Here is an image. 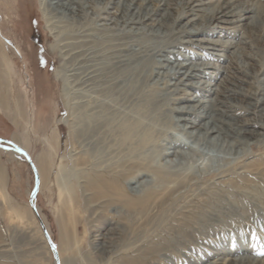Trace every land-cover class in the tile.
Wrapping results in <instances>:
<instances>
[{"label":"rangeland","instance_id":"1","mask_svg":"<svg viewBox=\"0 0 264 264\" xmlns=\"http://www.w3.org/2000/svg\"><path fill=\"white\" fill-rule=\"evenodd\" d=\"M91 1L84 0L83 5H74L73 11L65 16L69 22L54 24L55 35L64 32L57 39L60 51L54 53L50 50L54 35L42 21L39 0H0V51L6 55L10 68L4 84L11 101L18 104L22 113L18 118L12 110V115L8 116L0 108V139L5 141L0 143V165L5 172V196L0 191V264H228L239 258L264 261L263 142L241 145L231 152L219 151L202 146L181 131H173L171 140L164 137L159 143L173 153L185 154L188 161L182 163L192 166L198 176L183 189L175 190V194L164 196L165 189L172 186L163 188L156 182L168 178H160L153 167L138 166L140 160L121 169H118L120 164L106 168L105 127L100 129V144L91 148L87 139L80 138V135L78 142H73L69 138V125L65 122L71 119L80 131L82 123L98 120L105 125V63L113 65L118 60L135 59V56L122 49V54L113 58L106 57L104 51L97 58L86 59L83 51L92 50L96 41L107 44L111 36H116L118 41L111 43L113 47L115 44L121 47L134 44L153 48L154 63L144 57L132 60L130 67L159 64L154 69L150 85L160 102L170 100L172 107L192 104L188 101L181 103L179 98L183 94L171 84H212L217 87V92L230 96L233 105L225 108L214 103V109H224L235 120L236 128L264 133L259 128V124L264 122L261 118L264 105L248 111L245 107L254 100L229 90L242 89L247 94H258L259 87L264 86V74L256 75L264 71V41L242 44V37L249 36L246 27L235 31L231 24H218L219 28L210 27L209 32L198 39L232 41L235 48L222 50L212 43H202V47L216 48L202 50L182 43L189 39L185 35L178 39L179 36L168 31L172 18L163 20L166 27L164 31L160 30L162 33L152 35L155 31L139 32L132 28L143 29L148 25L149 29L157 24L155 21L135 25L130 23L133 11H122L116 4L105 10L109 0ZM247 1L264 6V0ZM170 11L173 17L177 14ZM196 17H183L182 24ZM155 18L161 19V15ZM71 31H76V34L64 35ZM122 35L131 39L120 40ZM169 43L173 44L168 46ZM236 48L254 58L244 57L243 60L251 77L237 69L232 57ZM182 65L185 69L177 79L165 78L170 68ZM208 65L221 67L224 72L209 68L201 77L186 80L192 68ZM61 68L66 72L70 89L67 95L55 76L56 70ZM125 68L127 65L122 69ZM183 88L198 96L199 101L208 100V93L201 89ZM263 94L259 98L264 99ZM69 103L73 104V110H69ZM83 105L91 107L86 117L82 115L86 110ZM122 112L121 109L110 114L120 115ZM246 121L254 125H244ZM159 138L160 135L156 140ZM226 141L230 144L235 142L230 137ZM8 142L24 149L37 169L40 189L33 207L30 197L35 187V173L25 156L18 154ZM100 151L104 154H99ZM40 155L49 162L46 175L41 173ZM165 156V163L176 161L168 154ZM227 161L236 162L238 168L228 165ZM109 171L119 173L120 178L106 186L103 182L110 178ZM145 185L151 187L145 191ZM231 191L252 202L241 217L237 211L236 219L231 218L227 211L222 215L221 209L218 210V201L231 198ZM160 195L164 200L160 201ZM128 199L136 201V204L146 203L143 209L146 214L157 205L155 221L150 223L147 218L145 229L140 228L139 236L130 244L123 232L134 231L133 217L138 210L129 204ZM11 202L25 211L23 220L9 209ZM201 216L205 218L201 220ZM113 229L121 234L113 236L119 248L113 250L112 257L105 258L94 250L93 241L96 236Z\"/></svg>","mask_w":264,"mask_h":264},{"label":"bare ground","instance_id":"2","mask_svg":"<svg viewBox=\"0 0 264 264\" xmlns=\"http://www.w3.org/2000/svg\"><path fill=\"white\" fill-rule=\"evenodd\" d=\"M83 1L84 0H63L61 2L58 0H39L40 11L42 13V21H44L46 28L51 29V34L54 35V42L50 47V50L52 52L56 53L60 51L57 39H59V36L64 33H59V36L55 35L53 33L54 24H57L59 22L61 24L63 22H69L70 20L65 16L68 15L67 13L69 11H73L74 5H83ZM124 1H126L127 4L124 5ZM200 1L203 0H109L107 5L108 8L105 10L111 9L112 5L116 4L122 11L134 12V16H132V18L130 19V23L132 24L146 25L147 21H155L157 24L151 26V28L149 29L147 27L148 25H146V27H143V29L132 28V30H138L139 32L155 31V33L152 35L162 33L160 32V30L164 31L163 28L166 27L164 26L165 24L163 20L172 18V23L170 24V21L169 26H167L168 31L170 30L169 32L179 36L178 39L182 38L185 35L189 39L186 41H182V43H187L192 46L199 47L202 50H216V48L213 49L210 47H202V43H212L214 46H218L222 50H225L227 48H235L233 45L234 42L232 41H209L198 39L199 36H202L203 34L209 32L208 30L210 29V27L219 28L218 24H231L234 26L233 29L235 31L246 27V29L249 30V36L242 37V44H249V42L253 41H264L263 5H257L255 3L252 4L247 0H224L222 2L211 0L210 2L198 3ZM91 2H93V0ZM84 9L85 8H83L82 10ZM170 10L176 11L177 14L173 17L171 14L172 11ZM160 11L162 12V14H159ZM157 15H161V19L155 18V16ZM189 15H196L197 17L190 19L185 24H182L184 21L183 17L187 18ZM176 27L180 28L176 30ZM74 34H76V31H71L67 34L65 33L64 35L67 37ZM120 37V40L131 39L129 38L130 36L127 35H122ZM117 41L118 40H116V36H111L107 44L103 42L99 43L98 41H96L94 43L95 47L92 50L90 48L91 51L89 49L87 52L83 51V56L86 59H92L91 57L93 56V58H97V56L103 54L104 51L105 56L107 55L106 57L113 58L114 56H120L122 54V49H127L128 53L132 54V57L135 56V59L129 58L123 59L121 61L118 60L116 61L118 63L113 65L108 62L105 63V125L98 120H95L92 123L88 122L87 124L82 123L83 128L80 131L78 130V128H76L75 123H73L71 119L65 121L66 123H68L70 129L69 138L73 142H78L79 139H77V137L78 135H80V138H83L85 140L87 139L88 147L91 148H94L100 144V129L105 127L106 168H112L115 164H120L121 167H119L118 169H121L130 162H137L138 160H140L137 162L138 166L153 167L155 173L160 178L161 176H166L168 178L167 180L157 181L156 183L163 188L166 185H171L172 188L165 189L162 195H172L177 191L183 189L188 183L196 180L195 178H197L198 176L197 171H194L192 166H188L182 163V161H188V158L185 154L173 153L172 151H170V149L159 143L160 140L164 137L167 140H171L173 131H181L184 136L195 142H198L199 144H202V146L204 145L207 147H211L219 151L229 150L231 152L236 150V148L241 145L249 146L250 143L251 145L259 142L264 143V133L257 132L253 129H246L243 131L240 129V127L236 128L235 120H233L231 116L229 117L224 109H221L220 107H218L217 109L213 108L214 103L222 104V107L225 108H231L233 107V105L231 104L232 98H230V96H223L220 92H217V87L212 84H199L193 82H180L179 84L170 83L177 92L180 91L183 94L179 98V100L181 99V103H187L188 101L192 104L172 107L170 100L164 103L160 102L158 95L152 91L150 85L151 78L152 76H154V69L159 64H149L137 68L130 67L132 60H136L138 58L144 59L145 57L147 60L151 59V63H154L153 60L155 59V57L152 55L153 48L140 45L134 46L132 42L130 43L133 45L127 44V46L129 47H121L118 44H115L113 47L111 43ZM171 44L173 43H169L168 46ZM84 47L85 46H83V48ZM89 51L90 53H88ZM216 56L224 57L222 55ZM232 57L236 61L237 69L245 75L251 77V74L247 71V65H243V60L245 59L244 57L251 60H254V58L249 55H245L242 52L241 48H236ZM8 63L9 62L6 55L3 54L2 51H0V108L5 110L8 116H10L13 110L16 117L19 118L22 115L21 110L17 103H13L11 101L8 90L6 89L7 86L4 84V79L8 76L10 71ZM88 64H90V62ZM126 65L128 68L122 69ZM208 66H202L201 68H192L190 74H187L186 80L201 77V74H203L205 70L209 68L215 69L216 72H224L221 67L215 68L212 65ZM184 69L185 68L183 65L176 68L172 67L170 68V71L165 74V78L173 77L174 79H177L182 74V71ZM109 71L111 72L108 73ZM263 74L264 71H262V73L258 72V74L256 75L261 76ZM55 76L63 84V92L67 95L68 91L70 92V89L65 78L66 72H64L63 68L57 69ZM244 81L247 83V80ZM231 85L235 88H238V86L235 84ZM183 87H194L196 89L198 88L202 91H205L206 93H208V100L203 99L199 101L198 96H195L194 93L188 92V90L184 89ZM259 89L260 90L258 91V94L252 92H249L247 94L244 93V90L242 89L229 90L252 98L254 102L252 104H248L249 106L245 107L248 111H250L254 108L264 105V99L259 98V96L264 93V86L259 87ZM220 96L223 97L221 98ZM209 97H212V99ZM72 105V103L68 104L69 110L74 109ZM92 105L94 106V103H92ZM83 106V108H85L86 110L82 115L86 117L87 112H90L89 109L91 107L85 105ZM121 109L124 113L122 112L120 115L110 114V112L112 111L118 112ZM99 116L101 115L99 114ZM88 117L91 118L90 116ZM261 118L263 119L262 121H264V115ZM249 123L250 122L246 121L244 122V125H248ZM251 125H254V123H252ZM259 125V128L264 130V122H261V124ZM158 135H160V138L156 140ZM227 137L232 138L233 140H235V142L230 144L226 141ZM15 141L18 142L17 139H15ZM95 152L97 153V151ZM99 154L104 153L100 151ZM165 154H168V157H174L176 161L165 163L167 159V156H165ZM39 157L41 173L42 175H46L49 170V162L44 155H40ZM227 163L228 165L233 164L235 168H238V166L236 167V162L233 163L227 161ZM109 172H111L110 178L106 179L105 182H103L106 186L110 185L120 178L119 173L114 171ZM4 187L5 172L3 167L0 165V191L2 195L5 196ZM149 187H151V185H145L144 190L146 191ZM230 195L231 198L220 199L218 201V210L220 211L221 209L222 215L227 214L225 213L227 211L228 214L231 215V218L235 217L236 219L238 216L236 215L237 211H239L238 214H240L238 217H241V213H244L250 207L252 202L247 201L245 197L234 194L232 191ZM61 196L62 194L60 193V197ZM8 197L10 198L9 195ZM128 200L129 204L131 206L134 205V207H136V210H138V214L133 217V219L135 220V222L133 223L134 231H132L131 233L127 231L123 232V234L126 236L128 244H130L132 239L139 236V229H145V222L147 218L149 219L150 223H153L155 221L157 217V205L153 206L150 212L146 214L143 211L144 205L146 203L136 204V201H133L132 199ZM162 200L164 199L161 196L160 201ZM163 208L166 209L167 205L164 204ZM9 209L20 220H23L25 218V211L16 204H13L11 202L9 204ZM204 218L205 216L200 217L201 220H203ZM240 221L241 220H239V222ZM117 235L121 236L118 230L113 229L109 230L105 235L96 236L95 240L93 241L94 250L97 251V253L101 256L105 255V258L107 256L112 257V254L114 252L113 250L119 248V244L115 242V238H113V236L118 237ZM228 264H264V261L260 262L251 258H239L231 260Z\"/></svg>","mask_w":264,"mask_h":264},{"label":"water","instance_id":"3","mask_svg":"<svg viewBox=\"0 0 264 264\" xmlns=\"http://www.w3.org/2000/svg\"><path fill=\"white\" fill-rule=\"evenodd\" d=\"M5 141L1 140L0 139V143H3ZM8 144L13 147L15 149V151L18 153V154H21V155H24L25 158L27 159V161L30 163L34 173H35V187H34V190L33 192L31 193V197H30V204L32 205L33 207V201L34 199L37 197V194L39 193V189H40V179H39V175H38V172H37V169L35 168L32 160H31V157L27 154V152L22 149L21 147L15 145L14 143L12 142H8ZM53 248L55 249V246L52 244ZM57 263H58V260H57Z\"/></svg>","mask_w":264,"mask_h":264},{"label":"snow or ice","instance_id":"4","mask_svg":"<svg viewBox=\"0 0 264 264\" xmlns=\"http://www.w3.org/2000/svg\"><path fill=\"white\" fill-rule=\"evenodd\" d=\"M262 227H264V225H262Z\"/></svg>","mask_w":264,"mask_h":264}]
</instances>
